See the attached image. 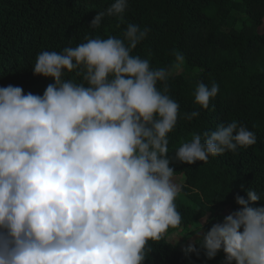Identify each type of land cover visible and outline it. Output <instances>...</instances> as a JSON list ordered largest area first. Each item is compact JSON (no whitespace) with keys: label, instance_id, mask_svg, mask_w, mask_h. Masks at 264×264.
I'll return each instance as SVG.
<instances>
[{"label":"clouds","instance_id":"9594fccd","mask_svg":"<svg viewBox=\"0 0 264 264\" xmlns=\"http://www.w3.org/2000/svg\"><path fill=\"white\" fill-rule=\"evenodd\" d=\"M127 7L128 0H114L89 27ZM148 32L130 23L123 38L41 52L33 74L54 80L42 95L0 87V264H143L148 241L182 221L172 161L207 162L256 143L232 121L168 156L180 115L167 94L171 70L131 55ZM176 60L179 67L184 57ZM65 69L83 82L65 80ZM218 91L217 83L201 82L194 103L207 109ZM244 190L247 199L234 198L237 210L182 246L186 257L198 256L199 244L209 259L222 251L221 264H264V205L250 206L264 199Z\"/></svg>","mask_w":264,"mask_h":264},{"label":"trees","instance_id":"16d2710c","mask_svg":"<svg viewBox=\"0 0 264 264\" xmlns=\"http://www.w3.org/2000/svg\"><path fill=\"white\" fill-rule=\"evenodd\" d=\"M114 0H0V87L20 86L25 93L43 94L50 77L33 74L38 54L75 48L87 39L123 38L130 23L149 29L131 55L147 59L152 68L170 69L168 95L179 104L176 127L168 134L175 153L193 135L215 131L236 121L256 136V143L235 153L209 156L192 164L175 160L174 175L183 176L175 203L182 221L178 229L194 228L201 219L207 231L213 223L237 210V194L255 190L264 199V0H128L120 15H105L98 28L89 24L96 13L106 11ZM177 54L184 60L177 67ZM198 69L196 73L195 69ZM181 69V70H180ZM65 80L81 83L76 70H64ZM219 85L209 107L194 103L199 83ZM157 87L163 90V82ZM198 111L191 121L185 113ZM243 185V188L241 187ZM264 200L251 202V207ZM199 243V240H197ZM184 255L163 236L149 240L143 264H213L209 259ZM216 261V262H217Z\"/></svg>","mask_w":264,"mask_h":264},{"label":"rangeland","instance_id":"374dc122","mask_svg":"<svg viewBox=\"0 0 264 264\" xmlns=\"http://www.w3.org/2000/svg\"><path fill=\"white\" fill-rule=\"evenodd\" d=\"M262 26H264V18L262 21ZM196 73L198 72V69L194 68ZM181 70V69H180ZM168 156L174 157V152L169 150ZM173 182L176 183L179 187L183 184V176L182 175H174L173 176ZM203 222V219H201V222L196 224L194 228L187 227L186 229H178L171 233H165L164 237L165 239L175 245L177 248L182 249V246L187 245L190 241L196 239V233L201 230V223ZM179 240V241H178ZM178 241V242H176ZM176 242V243H175ZM213 264H221L222 261H217Z\"/></svg>","mask_w":264,"mask_h":264}]
</instances>
